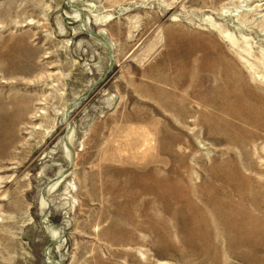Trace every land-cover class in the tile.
Masks as SVG:
<instances>
[{"label": "rangeland", "instance_id": "374dc122", "mask_svg": "<svg viewBox=\"0 0 264 264\" xmlns=\"http://www.w3.org/2000/svg\"><path fill=\"white\" fill-rule=\"evenodd\" d=\"M236 4L0 0V264H264V121L203 101L231 50L264 112Z\"/></svg>", "mask_w": 264, "mask_h": 264}, {"label": "bare ground", "instance_id": "6f19581e", "mask_svg": "<svg viewBox=\"0 0 264 264\" xmlns=\"http://www.w3.org/2000/svg\"><path fill=\"white\" fill-rule=\"evenodd\" d=\"M263 2L264 0H237V4L232 8L225 10L224 15L230 19V21L235 19L236 22L239 23V20L242 18L255 17L257 15L258 9H251L252 6L258 3L263 4ZM259 19H261V17H259ZM219 32L218 34L221 35L222 31L220 30ZM223 40L227 41L225 39ZM229 41L232 40H228V42ZM214 42L216 45L219 43L216 40ZM191 48V56H196L198 53H203L204 51V48L197 44L192 45ZM234 53H232L230 50L229 53L221 52L220 54L211 57L210 63H208L210 66L208 71H210L209 73L212 76L207 72V79L209 81V87L211 84H213V82H215V85L212 86V89L210 88L213 92V95L210 96V98L203 96V101L205 103L206 100L207 104L213 106L214 109L221 113L220 115L228 116L231 119L229 121L234 124L235 122L241 121L246 124H253L260 127L264 121V112L256 105L255 101H257L258 96H254L252 93L251 95L247 96L240 94L241 90H243L242 86L246 89L243 91H248L250 84H246V81H243L247 78L242 74V72L238 71V63L235 59H233L235 57ZM189 65L190 73L188 75V80L190 81L191 76L193 75L194 70L198 68V65L194 62L190 63ZM235 67L237 71H235ZM240 76H242V80H240ZM212 79L215 80L212 82ZM180 115L184 114L180 113ZM220 115L216 114V116L213 118L219 121L223 120Z\"/></svg>", "mask_w": 264, "mask_h": 264}]
</instances>
